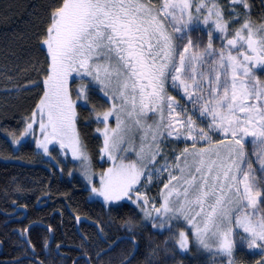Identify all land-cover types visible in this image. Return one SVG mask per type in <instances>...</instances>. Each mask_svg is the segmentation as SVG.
<instances>
[{"label":"snow or ice","instance_id":"1","mask_svg":"<svg viewBox=\"0 0 264 264\" xmlns=\"http://www.w3.org/2000/svg\"><path fill=\"white\" fill-rule=\"evenodd\" d=\"M228 9L225 19L219 0H60L43 33V96L24 135L38 124L37 147L45 155L50 144L70 151L90 180L76 108L102 93L110 106L95 114L103 125L96 132L111 166L92 193L110 204L131 201L148 218L155 213L154 228L168 224L171 231L172 221H183L189 231L176 243L184 252L191 234L235 264L238 237L264 264V23L252 21L249 0H228ZM230 24H239L231 34ZM206 29L202 46L193 34ZM77 80L73 100L70 83ZM173 140L191 146L169 159L162 145ZM165 173L157 207L140 187Z\"/></svg>","mask_w":264,"mask_h":264},{"label":"trees","instance_id":"2","mask_svg":"<svg viewBox=\"0 0 264 264\" xmlns=\"http://www.w3.org/2000/svg\"><path fill=\"white\" fill-rule=\"evenodd\" d=\"M59 2L0 0V90L8 93H0V210L26 206L35 218L43 214L44 222L51 219L60 230L62 244L84 248L109 244L111 264H128L129 260L131 264H209V259L194 257L191 251L179 253L171 233L154 228L153 216L145 217L140 207L89 201L87 190L73 175L58 176L41 163L43 157L35 151L34 141L26 137L24 144L13 149L10 137L15 140L23 131L22 122L28 121L43 96L48 66L43 33ZM27 85L31 87L25 89ZM79 127L83 143L95 156L96 147L101 146L99 137L85 126ZM39 204L44 206L41 215L33 210ZM0 223L10 226L7 221ZM37 234L31 233L29 239L38 252L43 238Z\"/></svg>","mask_w":264,"mask_h":264},{"label":"rangeland","instance_id":"3","mask_svg":"<svg viewBox=\"0 0 264 264\" xmlns=\"http://www.w3.org/2000/svg\"><path fill=\"white\" fill-rule=\"evenodd\" d=\"M202 27H203V25H202ZM230 30H231V28H230ZM206 32H207V29L205 30V32L193 34L194 39L196 36L202 37V39H203L202 46L207 43ZM220 44H221V41L214 40V47L219 48ZM37 83L38 82H35L36 85H37ZM79 84H80L79 80H77L76 83H72L71 90L73 93V100H76L75 90L77 87H79ZM30 87H31L30 85H27V87L25 89H29ZM10 89L11 88H7V90H9V91H10ZM12 89L14 92L16 91V88H12ZM168 91H169V94L172 96H175L176 99L182 105H185L187 108L191 109V107H192L191 104L186 103L185 100L181 99V96L178 95L176 91H174L171 88H169ZM0 93L1 94H8L6 91H3V90H0ZM105 101H106V98L103 97V94L97 92L94 95H90V99L88 101L87 107L82 106L84 104L83 101L77 102V108H76V111L78 114L77 130L79 132L81 141H82V138H81V134H82L81 131L82 130H80V127H79L80 125L85 126L86 128L93 131V134L95 136L99 137L98 139L100 140V143H101V146L99 145V148H98V146L96 147L97 153L95 155L96 156L95 160H93L95 158V156H93L86 147L87 154L90 158V165H91L90 166V173H91L90 180H89V177L85 175L84 169L81 167V162L78 160L72 159L70 151L67 152V155H64L62 153V150L59 148L58 144H50L49 145V154L45 155L43 149L37 147V141L43 139V137L41 136L38 124L33 125V131L30 132L27 136L24 135L26 124L32 118L33 113H31L28 121L26 120V121L22 122L24 129L15 138V140H14V137H10L12 144H13L12 147H13V149L20 147L22 144H24V141L26 140V137H27V140L34 141L33 147H34L35 151L36 152L39 151L40 155L43 157L41 163L43 165H45L46 167H49L58 176H62L64 178H72V175H73L74 178L76 179V181L80 182L82 187H84V189L87 190V199L89 201H100L105 205H111V206L120 205L121 203L126 202V203H129L135 207V206H137L136 204L132 203L131 201H127V200H123V201H119V202L111 203V204L106 203L103 200V197L97 196L94 193H92V191H91L92 187L99 188L101 173L106 171L107 168H109L111 166V161H108L106 157L102 158V154L100 152V149L103 145V137L100 136L96 132V129L98 127L102 128L103 125L95 122V114L101 113V112L107 110V108L110 106V102L106 103ZM108 104H109V106H108ZM36 109H37V107H36ZM36 109H34V111H36ZM194 118L197 119L198 126L206 127L207 121L201 122V120L198 118V113ZM37 119H38V117H37ZM110 124H112V126H115L114 120L110 119ZM212 135H213L214 140H218V139L222 138L219 134H216V133H213ZM17 141H19V142L17 143ZM82 143H83V141H82ZM83 145H85V144L83 143ZM190 146H191V142H184L182 140L181 141L173 140V141H169V142L165 143L164 145H162L164 153L169 157V159L172 158L173 153L181 152L185 147H190ZM54 149H56V150H54ZM57 149H59V150H57ZM251 150H252L251 146L249 145L247 148V151L249 153H251ZM130 158L135 159V156L130 154ZM48 163L50 164V166H48ZM98 163H99V165H98ZM159 163H163L162 158L159 160ZM253 167L258 168V165H256L254 163ZM164 178H165V174L159 180H154L152 184L145 183L142 187H140V191L147 195L150 203L155 204L156 206L158 205V202H156L157 201V194H158V191L160 188V184L162 183ZM153 219H152V221H154V223L160 222L159 219L156 218L155 213H153ZM157 219L159 222L157 221ZM165 228L169 229V225L166 224L163 229H165ZM156 229L160 230V228H156ZM171 230L173 231V235L176 236V240H174L175 243L179 238V232L180 231H186V232L189 231L188 226L183 221H180V222L172 221L171 222ZM237 231H239V230H237ZM240 234H243V233L241 232ZM189 236H192V235L189 234ZM189 242H190L189 251L184 252V251L180 250L178 244L176 243L177 250L181 254H187L188 252L190 253L191 247H192L193 248L192 252L194 254V257H201V259H205V260L209 259L207 261V262H209V264H211V263L227 264V258L226 257L216 255L214 252H208V251L204 250L198 244L195 243L194 238H192V239L189 238ZM253 251L254 250H249L246 245L241 247L240 242H239V238L237 237V249L235 250L234 257H233L235 264H256L257 260H261L262 257L259 255H253L252 254Z\"/></svg>","mask_w":264,"mask_h":264},{"label":"flooded vegetation","instance_id":"4","mask_svg":"<svg viewBox=\"0 0 264 264\" xmlns=\"http://www.w3.org/2000/svg\"><path fill=\"white\" fill-rule=\"evenodd\" d=\"M219 2L224 7L225 19H229L228 0H219ZM249 2L252 4V21L257 25L264 23V0H249ZM243 18L242 16L241 19ZM238 27L239 24H230L231 30ZM261 79H264V77H261ZM43 209L44 206L40 204L35 208L33 207V210L39 212L38 215L43 213ZM44 218L43 214L40 218H35V216H33V211L31 214V210L28 211L26 206H16L14 208L5 209L4 211L0 210V222L2 220V223L7 221V223L10 224V226L7 227L5 224L0 223V264L112 263V257L109 256L112 246L109 244L105 245V247L97 248L96 246L95 248H93L94 246L84 248L82 245L62 244L58 241V236H61L60 230L54 227V222H52L51 219L46 223L44 222ZM32 224L38 225L29 228ZM34 232L38 233L37 235L39 237L43 238L42 246L38 252L34 249L29 239L30 234ZM25 234L28 244L25 242ZM49 242L50 244L48 245Z\"/></svg>","mask_w":264,"mask_h":264},{"label":"crops","instance_id":"5","mask_svg":"<svg viewBox=\"0 0 264 264\" xmlns=\"http://www.w3.org/2000/svg\"><path fill=\"white\" fill-rule=\"evenodd\" d=\"M179 153V152H178ZM164 183H167V174L165 173V178L163 179V181H162V183L160 184V188H159V191H158V194H157V202H158V205H157V207H159V204H160V202H161V196H160V193H161V191H162V189H163V185H164ZM157 221H158V219H157ZM159 222V221H158ZM166 229V228H165ZM165 229H160L159 231H162V230H165ZM168 232H170L171 233V235H172V237L174 238V240H176V236H174L173 235V231L171 230V231H169V229H166ZM189 238L190 239H192V238H194L193 236H189ZM195 239V238H194ZM175 247H176V249H177V246H176V243H175ZM192 247H191V252H192ZM178 251V250H177ZM179 252V251H178ZM180 253V252H179ZM189 253V252H188Z\"/></svg>","mask_w":264,"mask_h":264},{"label":"water","instance_id":"6","mask_svg":"<svg viewBox=\"0 0 264 264\" xmlns=\"http://www.w3.org/2000/svg\"><path fill=\"white\" fill-rule=\"evenodd\" d=\"M34 225H38V224H32L31 226H29V228L32 227V226H34ZM29 228H28V229H29ZM28 229H27V231H28ZM27 231H26V233H27ZM25 242L28 244V241H27V239H26V234H25Z\"/></svg>","mask_w":264,"mask_h":264},{"label":"bare ground","instance_id":"7","mask_svg":"<svg viewBox=\"0 0 264 264\" xmlns=\"http://www.w3.org/2000/svg\"><path fill=\"white\" fill-rule=\"evenodd\" d=\"M50 244V242L48 243V245Z\"/></svg>","mask_w":264,"mask_h":264}]
</instances>
